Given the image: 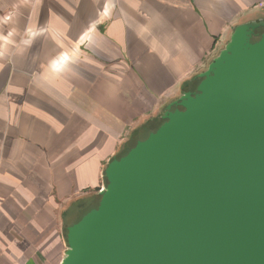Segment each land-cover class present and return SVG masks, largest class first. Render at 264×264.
Instances as JSON below:
<instances>
[{
    "label": "crops",
    "instance_id": "1",
    "mask_svg": "<svg viewBox=\"0 0 264 264\" xmlns=\"http://www.w3.org/2000/svg\"><path fill=\"white\" fill-rule=\"evenodd\" d=\"M260 8L0 0V264H58L64 226L92 202L104 164Z\"/></svg>",
    "mask_w": 264,
    "mask_h": 264
},
{
    "label": "water",
    "instance_id": "2",
    "mask_svg": "<svg viewBox=\"0 0 264 264\" xmlns=\"http://www.w3.org/2000/svg\"><path fill=\"white\" fill-rule=\"evenodd\" d=\"M261 14L234 23L155 129L141 123L108 159L58 264H264Z\"/></svg>",
    "mask_w": 264,
    "mask_h": 264
},
{
    "label": "trees",
    "instance_id": "3",
    "mask_svg": "<svg viewBox=\"0 0 264 264\" xmlns=\"http://www.w3.org/2000/svg\"><path fill=\"white\" fill-rule=\"evenodd\" d=\"M154 129H155V128H153V130H154ZM133 145H134V143L131 144L130 146H129V145H126V146H125V150H124V151H121V152H122L121 155L125 154V153L129 150V148L132 147ZM96 203H97V201L95 200L94 202H91L89 205H85V206H83V207L81 208L80 212L78 213V215H77V217H76V220H77L78 218H80V216H81L83 213H85L87 210H89L91 207L95 206Z\"/></svg>",
    "mask_w": 264,
    "mask_h": 264
},
{
    "label": "flooded vegetation",
    "instance_id": "4",
    "mask_svg": "<svg viewBox=\"0 0 264 264\" xmlns=\"http://www.w3.org/2000/svg\"><path fill=\"white\" fill-rule=\"evenodd\" d=\"M263 18L264 19V14H261V16H257L256 18ZM256 32L258 33L257 37H253L252 39H259L261 37L262 34H264V27H260L256 30Z\"/></svg>",
    "mask_w": 264,
    "mask_h": 264
},
{
    "label": "rangeland",
    "instance_id": "5",
    "mask_svg": "<svg viewBox=\"0 0 264 264\" xmlns=\"http://www.w3.org/2000/svg\"><path fill=\"white\" fill-rule=\"evenodd\" d=\"M260 9H264V8H260ZM96 192H97V191H95V193L93 194L94 196H93V200H92V202H94V201L97 200V198H98V196L96 195Z\"/></svg>",
    "mask_w": 264,
    "mask_h": 264
}]
</instances>
